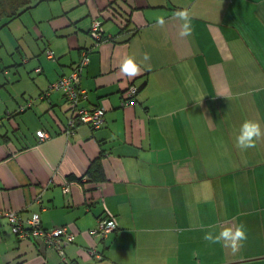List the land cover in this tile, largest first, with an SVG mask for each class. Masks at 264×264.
<instances>
[{
    "label": "crops",
    "instance_id": "obj_1",
    "mask_svg": "<svg viewBox=\"0 0 264 264\" xmlns=\"http://www.w3.org/2000/svg\"><path fill=\"white\" fill-rule=\"evenodd\" d=\"M0 46V264H264V142L235 144L245 119L264 128V0H42L0 22ZM86 50L80 105L104 107V124L67 135L69 102L46 91ZM144 53L140 75L120 72ZM96 159L105 180L88 174ZM10 210L74 232L65 259L43 236L14 234ZM102 217L117 224L105 238L90 234ZM225 222L246 227L236 253L204 239Z\"/></svg>",
    "mask_w": 264,
    "mask_h": 264
},
{
    "label": "built area",
    "instance_id": "obj_2",
    "mask_svg": "<svg viewBox=\"0 0 264 264\" xmlns=\"http://www.w3.org/2000/svg\"><path fill=\"white\" fill-rule=\"evenodd\" d=\"M103 22L100 19L93 21L90 28L91 37L97 42L101 41L104 36ZM47 55L53 57L51 50H47ZM89 51H83L81 61L72 69L69 74H65L50 84L46 94L54 90L63 92L69 102L68 122L65 133L70 135L80 124L91 126L92 128H100L104 124L105 108L100 106H81V102L88 98V93L81 86V74L84 68L89 64ZM1 72V66H0ZM138 88L134 85L130 86L123 93L124 105H133L136 101ZM33 106V100H29L19 107L20 111H25ZM43 136L37 134L40 141L46 140L49 135L45 130H38ZM66 187L64 191H68ZM5 216L9 221L11 230L20 238H28L35 236H43L49 246L56 248L60 256L65 259V247L75 240L74 232H71L67 226H60L51 229H44L41 225V217L39 213L33 214L28 219H23L17 211H7ZM117 227L116 222L110 217H102L98 219L97 227L90 231V234L105 238L110 232ZM89 256L101 257L94 250L87 251Z\"/></svg>",
    "mask_w": 264,
    "mask_h": 264
},
{
    "label": "clouds",
    "instance_id": "obj_3",
    "mask_svg": "<svg viewBox=\"0 0 264 264\" xmlns=\"http://www.w3.org/2000/svg\"><path fill=\"white\" fill-rule=\"evenodd\" d=\"M174 16L181 23L179 25L178 35L187 37L191 35V13L188 9H180L174 13ZM155 24L157 27L165 26V19L157 17ZM150 60L148 53H144L142 59H138L135 54L126 55L120 65V72L132 79L142 73V65ZM43 136V133H37ZM264 142V128L261 123L255 119H245L239 127L238 134L235 137L236 147L240 150L255 148L258 143ZM201 230H205V226L201 225ZM204 239L210 244H220L222 247L230 248L233 253H236L247 240V230L243 223L231 224L225 222L223 225L217 223L207 226ZM218 229V231H217Z\"/></svg>",
    "mask_w": 264,
    "mask_h": 264
},
{
    "label": "trees",
    "instance_id": "obj_4",
    "mask_svg": "<svg viewBox=\"0 0 264 264\" xmlns=\"http://www.w3.org/2000/svg\"><path fill=\"white\" fill-rule=\"evenodd\" d=\"M40 1L42 0H0V21L12 20ZM88 174L92 179L105 180V172L99 159L92 162Z\"/></svg>",
    "mask_w": 264,
    "mask_h": 264
},
{
    "label": "rangeland",
    "instance_id": "obj_5",
    "mask_svg": "<svg viewBox=\"0 0 264 264\" xmlns=\"http://www.w3.org/2000/svg\"><path fill=\"white\" fill-rule=\"evenodd\" d=\"M5 20H6V19H5ZM5 20H2V21H0V22H4ZM0 48H1V46H0ZM6 53L9 54V53H11V52H10L9 50H7Z\"/></svg>",
    "mask_w": 264,
    "mask_h": 264
}]
</instances>
